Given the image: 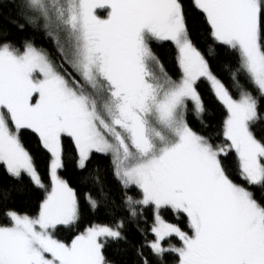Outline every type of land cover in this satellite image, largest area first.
<instances>
[{
  "label": "snow or ice",
  "instance_id": "1",
  "mask_svg": "<svg viewBox=\"0 0 264 264\" xmlns=\"http://www.w3.org/2000/svg\"><path fill=\"white\" fill-rule=\"evenodd\" d=\"M188 3L212 41L238 54L237 66H225L238 98L193 43L185 0H0V18L11 5L16 15L8 23L44 29L61 56L54 62L31 40L17 45L0 19V166L18 182L0 188V200L23 191V176L45 193L35 216L3 210L10 223L0 225V264H112L104 249L127 242L123 220L91 225L70 242L55 238L80 220L76 192L58 174L66 139L80 170L94 153L111 156L130 218L143 220L152 207L154 239L137 248L141 264H167L168 254L176 264H264V137L255 131L264 97V0ZM157 42L175 46L179 81L154 53ZM208 54L216 55L212 45ZM201 78L227 110L223 143L189 126V102L204 124ZM29 130L49 156L50 190L22 142ZM94 171L97 197H85L93 211L109 195ZM133 188L139 198L129 194ZM163 211L186 217L191 234L166 222ZM171 237L180 246L164 243Z\"/></svg>",
  "mask_w": 264,
  "mask_h": 264
},
{
  "label": "trees",
  "instance_id": "2",
  "mask_svg": "<svg viewBox=\"0 0 264 264\" xmlns=\"http://www.w3.org/2000/svg\"><path fill=\"white\" fill-rule=\"evenodd\" d=\"M185 2L187 11L190 14V36L193 39V43L198 50L205 55V59L208 60L213 74L229 88V91L234 98H238L237 91L232 87L229 71L225 67L226 65L230 68L237 66L238 54L231 49H228L226 46L215 44L208 35L207 26L203 24L202 17L197 15L193 21L191 16V5L188 3V0H185ZM10 15L15 16L16 11L11 5L5 4L3 7V17L0 19H2L3 25L8 30V38L10 40L14 41L17 45L25 40H31L35 46L46 50L54 62L60 61L61 56L57 51L54 40L45 34L44 29L26 27L23 31H20L15 26L8 23V17ZM193 23H195V27H193ZM209 45H212L216 49L215 56L208 54ZM151 46L156 56L163 64L164 70L167 74L173 80H177L181 73L176 60L177 53L175 46L171 42L153 43ZM64 67L68 68V65L65 64ZM68 70L71 71L70 68H68ZM240 79L248 90L252 91L254 96L259 97V93L256 89L249 84L243 76H241ZM197 90L200 93L206 108L203 117L204 124H201V122L192 115V111L189 110L187 117L189 126L199 134L211 135L215 143H223L224 138L222 136V128L223 121L227 117V110L221 102L216 99L206 80L201 79L197 82ZM259 100L260 104L258 111L262 119L255 126V131L258 137H264V97H260ZM22 142L33 155L34 163L49 189L50 177L48 173V154L38 150L37 138L30 131H23ZM65 152V167L59 171V175L66 180L69 186L76 192L80 220L78 225L71 230L66 228L58 229L54 233L55 238L64 242H70L75 235L91 225L115 226L117 222L123 220L125 226L122 231L127 237V242L122 241L119 246L110 245L106 247L104 249L105 256L112 261V264H141V259L137 255V248L145 242V239H154V236L148 231L154 222L152 207L149 206L144 210L143 220L130 218L127 211H125V205L122 202L124 190L114 176L111 158L108 155L105 156L94 153L88 162L86 169L80 170L75 166V152L70 141L67 139L65 140ZM232 158V155H230L229 160ZM97 167L100 169L99 174L104 180L105 189L109 195L107 197L98 198L99 207L93 211L85 197L86 193L91 194L93 197H97V185L92 181V177L96 175L94 170ZM232 178L237 183H243L235 169H233ZM17 183L16 180L7 175L3 166H0V188L8 189L11 185H17ZM22 187L23 191L21 193L13 192L10 200H0V225L10 223L8 218L2 214L5 209L11 208L21 214H28L30 216H35L38 213L39 204L45 195L44 191L34 188L27 176H23L22 178ZM129 194L139 198V192L135 188L131 189ZM256 195L257 198H260L259 191H257ZM162 216L166 222L176 224L180 226L182 230L191 234L190 229L187 226L186 217H177L171 211H163ZM138 228L142 231H138ZM164 243H171L180 246L176 237L168 238ZM144 253L150 260L153 259L147 248L144 249ZM166 262L167 264H176L175 255L168 254L166 256Z\"/></svg>",
  "mask_w": 264,
  "mask_h": 264
},
{
  "label": "rangeland",
  "instance_id": "3",
  "mask_svg": "<svg viewBox=\"0 0 264 264\" xmlns=\"http://www.w3.org/2000/svg\"><path fill=\"white\" fill-rule=\"evenodd\" d=\"M157 43H160V42H157ZM180 69V68H179ZM180 73H181V70H180ZM181 78V75H180V77L176 80V81H179V79ZM201 79H204V78H201ZM205 80V79H204ZM208 83V82H207ZM209 84V83H208ZM222 104V103H221ZM191 108H192V105H191V102H189V110H191ZM226 109V108H225ZM11 126V125H10ZM30 131V130H29ZM110 158H111V156L110 155H108ZM112 159V158H111ZM59 174V173H58ZM50 188H51V181H50ZM50 188H49V190H50ZM154 219V218H153ZM177 240H178V238H177ZM179 241V240H178ZM179 243H181L180 241H179ZM173 245H175V244H173Z\"/></svg>",
  "mask_w": 264,
  "mask_h": 264
}]
</instances>
